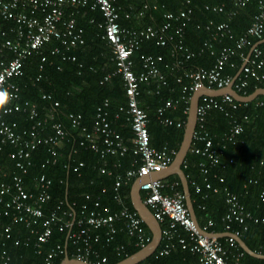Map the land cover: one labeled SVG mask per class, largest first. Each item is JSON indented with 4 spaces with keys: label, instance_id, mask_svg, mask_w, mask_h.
<instances>
[{
    "label": "built area",
    "instance_id": "built-area-1",
    "mask_svg": "<svg viewBox=\"0 0 264 264\" xmlns=\"http://www.w3.org/2000/svg\"><path fill=\"white\" fill-rule=\"evenodd\" d=\"M114 1L92 0L90 7L99 8L104 16L103 20L98 22V26L103 29L101 37L109 45L116 71L121 73L123 78L125 102L118 104L113 117L124 115L130 124L132 134L126 137L111 125L108 111L105 109L109 103L108 98H104L102 104L97 107L91 129L81 124L80 113L68 112L66 116L72 125H81L84 138L79 144L97 151L101 158L107 154L122 156L128 150L129 144L135 157L130 167L114 175L113 200L118 204V208L113 209L110 205L101 203L99 196L92 197L86 193L85 201L81 203L76 214L70 208L62 207L61 202L48 208L47 211L44 210V204L51 196L49 191L51 179L45 174L35 177L30 186L24 180L23 174L27 173L31 164V150L39 144H47L55 161L56 147L60 145L66 131L60 121L53 120L51 121L53 132L41 133L49 118L40 117L36 103L33 101L15 102L19 87L14 79L23 73L24 59L45 43L56 39L67 49L84 43L83 28L77 25L74 12L71 10L65 13V9L67 6L86 5L89 0H0V17L12 21L8 29L0 30L3 36L0 40V93H6L3 112L26 110L29 118L35 121L29 129L24 128L19 132L14 129V124L0 121V150L6 142L15 146V149L8 152V156L13 159L17 168L16 171L10 172L0 163V215L9 217L8 221L0 226V238H10L13 227L23 223L28 228L29 235L24 239L16 236L13 242L29 244V241H32L39 251L41 244L48 239L54 227L60 231L68 228L67 237L70 236L75 245L73 257L91 264H106L107 256L100 253L96 243L101 241L102 237L109 242L120 229H124L129 236L134 237L135 245L142 247L150 240L151 235L146 231L144 222L135 209L132 210L125 204L120 190L132 178L166 167L176 151L167 143L160 147L151 144L148 115L139 100L142 82L146 84L153 82L157 88L166 83L165 74L158 66L162 56L151 53L141 54V67H135L131 55L143 39L154 38L157 44L164 45L169 40H173L175 35L180 36L191 13L189 7L177 11L164 10L161 13L162 20L157 26L148 24L139 28L126 27L118 21L120 7ZM246 1L235 0V4L244 5ZM204 7L214 12H221L225 8L223 3L205 4ZM146 8L157 9V4L150 5L144 2L138 15H142ZM205 27L212 31L211 36L203 41V45L210 49V53H215L213 40L228 36L233 39V43L222 46L216 52L214 63L210 67L199 66L184 71L183 74L189 80L183 85L181 96L167 98L156 108L159 121L164 125L184 126L186 117H173L165 112L167 109H177L183 102L185 106L182 108V114L187 116L191 93L203 84L221 88L232 81V87L239 92L246 88L250 78L259 82L264 80V44H261L263 41L259 42L263 38L264 31V0H257V11L251 16L245 32L236 37L227 21L214 22L210 19ZM10 33L12 36L9 35ZM252 38H258V41L250 46V54L245 55L242 48L249 45ZM174 46L185 59L194 53L181 41L174 43ZM59 51L58 46L51 49L52 53ZM235 55L241 57L243 61L240 72L233 80L234 75L227 72L225 66L226 64L234 66L232 57ZM61 58L75 59V55L62 52ZM44 59L45 56H42L41 60ZM177 79L180 80V77ZM241 103L247 102L235 99L228 92L220 95H200L196 108L195 128L188 151L205 155L207 161L199 162L202 173L206 174L209 167L219 161L225 143L234 142L236 136L243 131V124L248 120V114L241 117L232 114ZM53 104L58 105V101L55 100ZM256 104L263 105L264 100L259 99ZM211 108H217L225 115L231 116L229 128L220 137L222 147L219 148L214 146L206 127L207 115ZM50 115L53 117L52 114ZM198 142L201 145H196ZM81 164L82 162H79V165ZM182 165H186L185 160L182 161ZM100 171L110 173L105 165L100 166ZM219 180L222 181L223 177L220 176ZM191 182L195 191L201 190L200 183L195 180ZM176 183L163 178H149L140 184L142 200L161 226L159 243L162 241V244L157 246V254H167L175 239L182 248L197 253L198 261L193 264H245L241 260L243 252L239 249L235 238L239 235V228L230 229V221L238 223L247 220L263 221L264 217L260 218L247 210L239 194L223 186L228 209L222 219L225 221V231L231 234L224 236L223 241L219 237L204 235L198 230L191 217L183 192L175 188ZM204 187L212 191L218 190V187L212 185L206 176H204ZM263 193H261L262 199H264ZM74 224L75 229L72 230ZM211 224V218H208L203 225L199 223L202 229H207ZM30 234H33L34 238ZM115 249L120 253L124 245L120 243ZM62 251L59 243L52 246L46 252L44 264H59L57 258ZM0 257L4 262L9 258L4 249L0 252Z\"/></svg>",
    "mask_w": 264,
    "mask_h": 264
},
{
    "label": "trees",
    "instance_id": "trees-1",
    "mask_svg": "<svg viewBox=\"0 0 264 264\" xmlns=\"http://www.w3.org/2000/svg\"><path fill=\"white\" fill-rule=\"evenodd\" d=\"M91 1L89 0L86 5L67 6L65 9V13L71 10L74 12L77 25L83 28L84 43L68 49L56 39L45 43L39 50L33 51L24 59L23 73L14 79L19 87L15 102L33 101L36 103L40 117L49 118V122L45 124L41 133L53 132L51 128L53 120L60 121L66 131L60 145L56 147L55 161L49 146L39 144L31 150V164L28 166L27 173L23 174L28 186L40 174H45L51 179L49 188L51 196L44 204L45 211L61 202L62 207L70 208L78 214L81 203L85 201L86 193L92 197L99 196L101 203L108 204L113 209L118 208V204L113 200L114 175L130 167L135 157L128 143L129 148L124 155L107 154L101 158L97 151L79 144V141L84 138L81 125H72L66 116L68 112L80 113L81 124L91 129L97 107L102 104L104 98H108L109 103L105 109L108 111L111 125L126 137L132 134L130 124L124 115L118 118L113 117L118 104L125 102L124 83L122 74L116 71L109 45L101 37L103 29L98 26V22L102 21L104 16L99 8L90 7ZM144 2L150 5L156 3L157 9L146 8L142 15H138ZM114 3L120 7L118 8L119 23L133 28L148 24L159 25L162 20L161 13L164 10L177 11L181 8H191L190 19L180 36L175 35L173 40H169L164 45L157 44L154 38L143 39L131 55L135 67H141V54L151 53L162 56L158 66L165 74L166 83L157 88L153 82L148 84L142 82L139 100L148 115L151 144L160 147L167 143L177 151L184 126L162 124L156 113L157 106L167 98L181 96L182 87L189 80L183 74L185 70L199 66L210 67L214 63L216 52L222 46L233 43V39L228 36L213 40L215 53H210V49L203 45V41L209 38L212 32L205 27L207 21L210 19L214 22L227 21L236 37L245 32L251 16L257 11V0H247L244 5L235 4V0H115ZM220 3H223L225 7L221 12H214L204 7L205 4ZM11 24V20L0 17V30L8 29ZM9 35L12 36L11 33ZM262 36L264 37V31ZM2 38L0 34V40ZM178 41L192 50L193 55L185 59L174 46V43ZM257 41L258 38H252L251 43L242 48L245 55L250 46ZM261 44H264V41ZM54 46H58L60 51L52 53L51 49ZM62 52L75 55V59H62ZM42 56H45L44 60H41ZM232 60H234V66L226 64L225 70L234 75L243 59L235 55ZM178 77L180 80L177 79ZM260 86L264 87V80L259 82L250 78L246 88L239 92L248 94ZM4 98L0 100V121L14 124L17 132L24 128L29 129L35 124L26 110L4 113ZM259 99L264 100V95H258L246 104L241 103L233 111L232 114L238 117L248 114V120L243 124L244 129L236 136L235 141L225 143L219 161L211 165L206 174L202 173L199 167V162L207 161L205 155L188 151L184 158L186 165H182V168L188 179L196 218L201 225L211 218L212 224L207 227L210 231L226 230L222 217L227 212L228 205L225 201L223 186L238 193L247 210L260 218L264 217V199L261 198V193L264 192V104H256ZM55 100L58 101L56 106L53 104ZM184 106L185 103L181 102L177 109H167L165 113L173 117H186L182 114ZM50 114L53 117H50ZM230 119L231 116L225 115L217 108L209 110L206 127L214 146L222 147L220 137L229 128ZM196 145L201 144L198 142ZM13 149L15 146L6 142L0 150V163L10 172L17 170L13 159L8 156V152ZM79 162L82 164L79 165ZM102 165H105L110 173L101 172ZM204 176L212 185L218 187L217 191L204 187ZM220 176L223 177L222 181L219 180ZM133 179L123 185L120 190L125 204L132 210L134 208L130 201L129 190ZM163 180L177 182L175 188L183 192L181 181L176 174H170ZM192 180L202 185L200 191H195ZM8 218V216L0 215V226L7 222ZM144 227L151 235L145 223ZM235 228H239V236L251 249L264 253V220H247L244 223L230 221V229ZM74 229L75 224L72 227V230ZM67 233L68 228L60 231L54 227L51 235L41 244L38 251L32 241H29V244L13 242L16 236L24 239L29 235L28 228L23 223H18L13 227L10 238H0V252L4 249L9 256L7 262L0 257V262L2 264H44L46 252L59 243L63 249L57 258L60 264L65 253L70 257L75 256V245L72 243V238L67 237ZM30 236L34 238L33 234ZM219 238L224 240V236ZM120 243L124 245V249L117 253L115 248ZM161 244L162 241L158 247ZM96 247L101 254L107 256L106 264H112L135 252L141 246L135 245L134 237L129 236L124 229H120L109 242L102 237L101 241L96 243ZM238 247L243 252L241 260L245 264H264V258L252 256L239 245ZM197 261V253L188 248H182L174 239L173 246L167 254H157L156 248L152 254L135 264H193Z\"/></svg>",
    "mask_w": 264,
    "mask_h": 264
},
{
    "label": "water",
    "instance_id": "water-1",
    "mask_svg": "<svg viewBox=\"0 0 264 264\" xmlns=\"http://www.w3.org/2000/svg\"><path fill=\"white\" fill-rule=\"evenodd\" d=\"M262 41H264V37L259 40V42H262ZM250 51H251V48L249 49L248 54H250ZM240 69H241V66L237 69L236 73L234 74L233 80L240 72ZM225 92L230 93L231 95H233L235 99L239 101L249 102V101H252L254 98H256L258 95H264V87L263 86L256 87L252 92L248 94H242L236 91L232 87V81H231L226 86L221 87V88H214V87H210V86L203 84L202 86L193 90V92L191 93L190 99H189V107H188V112L186 116V121L183 127L182 139L180 141L177 151L175 152L173 156L172 161L166 167L162 168L159 171H153L147 175H141V176L134 178L130 185L129 196H130L131 204L133 208L136 210L137 214L142 219V221L145 223V225L150 230L151 232L150 240L144 246L140 247L135 252L125 256L124 258L112 264H135L141 261L142 259H144L145 257L149 256L150 254H152L157 248V246L159 245V242L161 239L160 223L155 218L150 208L143 202L142 197H141V192H140L141 182L149 178H164L170 174H176L181 181L185 204L188 207L191 217L195 225L197 226L198 230L204 235L215 236V237H221V236H226V235L231 234L229 231H221V232L210 231L207 229H202V227H200L198 220L196 218L193 203L191 200L188 179L182 168V161L184 160L188 152V149L191 145V141H192V134H193V131L195 128V122H196V108H197L200 95L202 94L220 95ZM235 238L239 246L246 253L252 256H255V257L264 258V253L251 249L239 235H236ZM0 264L2 263L0 262ZM60 264H91V263L75 258V257H70L68 256L67 253H65Z\"/></svg>",
    "mask_w": 264,
    "mask_h": 264
},
{
    "label": "clouds",
    "instance_id": "clouds-1",
    "mask_svg": "<svg viewBox=\"0 0 264 264\" xmlns=\"http://www.w3.org/2000/svg\"><path fill=\"white\" fill-rule=\"evenodd\" d=\"M5 95L6 93H0V100H2Z\"/></svg>",
    "mask_w": 264,
    "mask_h": 264
}]
</instances>
